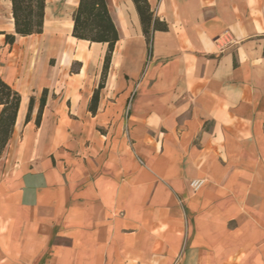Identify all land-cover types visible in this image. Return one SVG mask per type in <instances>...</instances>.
<instances>
[{
    "label": "crops",
    "instance_id": "1",
    "mask_svg": "<svg viewBox=\"0 0 264 264\" xmlns=\"http://www.w3.org/2000/svg\"><path fill=\"white\" fill-rule=\"evenodd\" d=\"M106 1L119 41L93 114L108 45L72 36L80 0H46L27 37L0 0L22 96L0 264H264V0H148L168 27L151 45L133 0Z\"/></svg>",
    "mask_w": 264,
    "mask_h": 264
},
{
    "label": "trees",
    "instance_id": "2",
    "mask_svg": "<svg viewBox=\"0 0 264 264\" xmlns=\"http://www.w3.org/2000/svg\"><path fill=\"white\" fill-rule=\"evenodd\" d=\"M140 16L141 26L149 45L152 44L156 31H167V24L155 18L148 0H133ZM46 0H12V13L15 23V32L18 36L27 37L42 34L44 29V12ZM72 36L78 40L90 43H103L108 45L104 59L101 82L95 91L90 111L95 114L101 90L107 80L113 52L119 41L118 30L111 17L106 0H80L79 6L73 15ZM16 37L7 35L6 41L14 44ZM47 90L43 92L39 114L36 120L40 125L42 113L46 105ZM22 96L0 77V159L8 145L16 125ZM34 99L29 102L26 122L30 121Z\"/></svg>",
    "mask_w": 264,
    "mask_h": 264
},
{
    "label": "built area",
    "instance_id": "3",
    "mask_svg": "<svg viewBox=\"0 0 264 264\" xmlns=\"http://www.w3.org/2000/svg\"><path fill=\"white\" fill-rule=\"evenodd\" d=\"M202 185H203V181L194 180L191 182L190 188L192 189V191L196 192L202 187Z\"/></svg>",
    "mask_w": 264,
    "mask_h": 264
},
{
    "label": "rangeland",
    "instance_id": "4",
    "mask_svg": "<svg viewBox=\"0 0 264 264\" xmlns=\"http://www.w3.org/2000/svg\"><path fill=\"white\" fill-rule=\"evenodd\" d=\"M71 72H78V67H76L75 65L72 66L71 68Z\"/></svg>",
    "mask_w": 264,
    "mask_h": 264
},
{
    "label": "bare ground",
    "instance_id": "5",
    "mask_svg": "<svg viewBox=\"0 0 264 264\" xmlns=\"http://www.w3.org/2000/svg\"><path fill=\"white\" fill-rule=\"evenodd\" d=\"M83 53H87V50H84Z\"/></svg>",
    "mask_w": 264,
    "mask_h": 264
}]
</instances>
